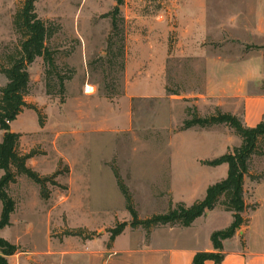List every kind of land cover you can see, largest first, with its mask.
Instances as JSON below:
<instances>
[{
    "label": "rangeland",
    "instance_id": "rangeland-1",
    "mask_svg": "<svg viewBox=\"0 0 264 264\" xmlns=\"http://www.w3.org/2000/svg\"><path fill=\"white\" fill-rule=\"evenodd\" d=\"M22 4L0 0V88L7 82L1 69L18 57L24 39L14 22ZM115 6V0L35 2L37 17L54 30L45 42L54 68L46 70L40 56L27 64L24 100L34 109L23 108L9 125L20 134L18 152L33 153L26 165L54 184L45 183L46 197L24 175L9 184L15 206L0 230L17 246L9 264H102L112 252L108 229L122 222L118 247L148 237L151 230L129 225L114 173L141 220L169 204L202 199L225 177L208 162L238 144L233 130L182 126L194 113H216L208 88H224V74L233 73L226 63L264 55V38L236 36L225 20L226 10L251 13L257 0H123L114 16ZM263 158H252L253 175L262 172ZM223 224L214 212L195 231L204 235ZM78 229L81 236L68 234Z\"/></svg>",
    "mask_w": 264,
    "mask_h": 264
},
{
    "label": "trees",
    "instance_id": "trees-1",
    "mask_svg": "<svg viewBox=\"0 0 264 264\" xmlns=\"http://www.w3.org/2000/svg\"><path fill=\"white\" fill-rule=\"evenodd\" d=\"M36 1L23 0L22 7L16 13L14 22L18 29L23 32L24 39L20 44L18 57L12 59L10 67L1 69L7 82L0 88V130L3 131L0 141V169L3 171L0 176V230L10 224L9 218L15 203L7 189L9 184L15 182L16 174L24 175L38 184L43 197L48 194L45 183L50 179L41 177L26 165V161L33 156V153L18 152L20 134L11 131L9 125L23 108L34 109L32 106H28L24 100L29 82L27 64L33 62L35 57L40 56L47 68L46 70L54 68L51 52L45 45L54 30L49 24L37 17L35 13ZM115 2L116 6L109 13L114 16L119 13L118 6L122 4L123 0H115ZM112 24L115 26V20L112 21ZM38 123L40 126L42 125L40 118ZM214 125H225L231 128L234 134L239 137L240 143L228 148L225 153L208 162L210 166L226 164V176L209 185L205 190L204 197L190 205L183 202H178L175 205L169 204L166 212L141 220L137 217L132 206L127 188L122 184L118 175L114 173L118 188L124 197L126 209L132 218L129 224L132 228L141 226L146 232H149L151 229L161 226L188 227L196 218L206 211L212 210L218 204L222 205L225 211L231 213V223L227 227L214 230L210 234L212 250L197 251L191 264H206L207 261H211L213 264H221L224 259L222 241L232 237L240 227L246 225L248 219L245 220L242 214L247 210H254L257 206L256 203H246L244 199V179L248 178L252 182H259L264 176L263 170L258 176L253 175L250 171L252 158L264 156V117L255 126L247 127L242 124L240 118L222 112L217 107L216 113L207 117L194 113L190 119L184 120L182 130H187L193 126L211 127ZM51 182L54 184L53 181ZM126 225L125 222H122L108 229L111 242L123 232ZM68 234L81 236L82 230H72ZM16 251V245L0 236V264H9L7 257Z\"/></svg>",
    "mask_w": 264,
    "mask_h": 264
},
{
    "label": "crops",
    "instance_id": "crops-1",
    "mask_svg": "<svg viewBox=\"0 0 264 264\" xmlns=\"http://www.w3.org/2000/svg\"><path fill=\"white\" fill-rule=\"evenodd\" d=\"M242 11L229 9L225 13V20L232 23L231 26L237 32L235 35L264 38V0H257V7H254L251 13H248L246 9ZM249 22L255 23L254 26L250 27ZM242 33L246 34L242 35ZM261 44L264 45V43ZM246 57V59L225 64V70L233 71V73L226 76L224 74L223 78L226 77L223 83L224 88L214 91L209 86L208 90L214 92L217 98L215 106L222 112L237 116L244 126L253 127L264 117V66L256 64L258 60H264V55L253 57L248 53ZM215 126L219 125L212 127ZM235 137L239 144V137L236 135ZM262 163L264 172V158ZM212 167L224 169L226 176V164ZM244 191L246 203L249 201L252 204L256 203L257 206L249 211L247 224L240 227L232 237L222 241L224 259L221 264H264V176L259 182H252L245 178ZM214 212H218L223 217V226L199 235L195 231L196 222ZM231 221V213L216 206L196 218L188 227L153 228L148 237H145L143 241L136 239L132 242V246L118 247V239L123 235L121 233L113 240L112 252L102 264H191L197 251L212 250L210 234L214 230L227 227ZM206 264L213 263L207 261Z\"/></svg>",
    "mask_w": 264,
    "mask_h": 264
},
{
    "label": "bare ground",
    "instance_id": "bare-ground-1",
    "mask_svg": "<svg viewBox=\"0 0 264 264\" xmlns=\"http://www.w3.org/2000/svg\"><path fill=\"white\" fill-rule=\"evenodd\" d=\"M89 89H91V87H90V86H87V87H86V90H87L86 93H89Z\"/></svg>",
    "mask_w": 264,
    "mask_h": 264
}]
</instances>
